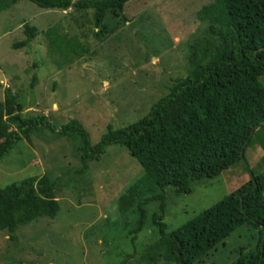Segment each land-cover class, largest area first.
I'll list each match as a JSON object with an SVG mask.
<instances>
[{
    "label": "rangeland",
    "instance_id": "obj_1",
    "mask_svg": "<svg viewBox=\"0 0 264 264\" xmlns=\"http://www.w3.org/2000/svg\"><path fill=\"white\" fill-rule=\"evenodd\" d=\"M217 11L214 0H129L120 16L108 12L98 27L90 10L80 17L72 9H43L21 0L0 11V101L5 88H11L24 104V117L43 114L56 129L19 133L11 150L0 156V186L47 174L59 200L54 218H39L12 233L0 230V264H147L141 255L158 239L152 215L161 213L159 203L147 205L139 231L136 215L124 218L116 204L119 193L141 173L140 164L124 146L110 144L84 166L77 137L57 131L77 119L95 142L107 124L123 127L144 116L167 94L171 81L187 76L191 63L205 62L219 44L218 32L209 30V16ZM24 23L38 34L14 48L25 37ZM51 26L76 38L85 50L63 68L56 64L60 55L47 51ZM101 27H106L103 32ZM261 153L260 144H249L245 160L214 178L192 182L189 193L169 192L162 213L167 231L246 183V163L255 173L264 170ZM258 236L256 229L237 227L209 251L211 260L204 258L205 264H240L237 259L254 251Z\"/></svg>",
    "mask_w": 264,
    "mask_h": 264
},
{
    "label": "trees",
    "instance_id": "obj_2",
    "mask_svg": "<svg viewBox=\"0 0 264 264\" xmlns=\"http://www.w3.org/2000/svg\"><path fill=\"white\" fill-rule=\"evenodd\" d=\"M2 1L6 3H0V11L9 2L21 0ZM27 1L43 9H72L80 12V17L81 11L87 14L90 10L98 27L108 12L120 16L129 0ZM214 2L220 11L209 16V30L218 32L219 44L205 62L191 63L187 76L171 81L167 94L152 103L144 116L123 127L107 124L95 142L77 119L57 131L77 137L84 166L89 160H98L110 144L124 146L140 164L141 173L119 193L116 204L124 218L136 215L134 226L139 231L147 217V205L159 203L161 213L152 215L158 239L141 255L147 264H205L204 258L211 260L209 251L241 225L258 230L259 236L254 251L237 262L264 264V170L255 173L246 163L250 171L246 183L171 231L163 222L169 192L189 193L192 182L214 178L245 160L249 144H260L264 166V0ZM23 32L24 39L14 42V48L28 45L38 34L28 23H24ZM46 36L48 53L60 55L56 60L59 68L85 51L76 38L58 34L56 26L47 28ZM36 80L34 75L30 86ZM15 92L5 88L0 101V156L11 150L19 133L28 136L38 127L56 131L43 114L24 117V104ZM54 186L47 174L0 186V230L12 233L39 218H54L59 211Z\"/></svg>",
    "mask_w": 264,
    "mask_h": 264
},
{
    "label": "water",
    "instance_id": "obj_3",
    "mask_svg": "<svg viewBox=\"0 0 264 264\" xmlns=\"http://www.w3.org/2000/svg\"><path fill=\"white\" fill-rule=\"evenodd\" d=\"M240 156H241V158H243V154H242V152L240 153Z\"/></svg>",
    "mask_w": 264,
    "mask_h": 264
}]
</instances>
